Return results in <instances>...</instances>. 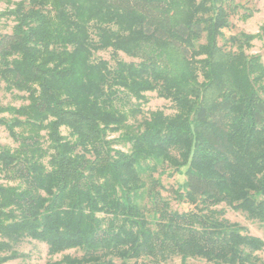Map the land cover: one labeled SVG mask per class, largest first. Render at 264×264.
Returning a JSON list of instances; mask_svg holds the SVG:
<instances>
[{
    "label": "trees",
    "instance_id": "trees-1",
    "mask_svg": "<svg viewBox=\"0 0 264 264\" xmlns=\"http://www.w3.org/2000/svg\"><path fill=\"white\" fill-rule=\"evenodd\" d=\"M239 10L252 15L234 0H19L0 14L14 23L0 83L22 101L0 105L14 144H0V264L24 240L61 255L44 264H264L263 240L221 207L264 226V64L245 52L258 33L225 35ZM153 92L172 115H144Z\"/></svg>",
    "mask_w": 264,
    "mask_h": 264
},
{
    "label": "rangeland",
    "instance_id": "rangeland-1",
    "mask_svg": "<svg viewBox=\"0 0 264 264\" xmlns=\"http://www.w3.org/2000/svg\"><path fill=\"white\" fill-rule=\"evenodd\" d=\"M19 0H0V14L7 9L13 8V3ZM235 3L248 8L252 12V15L247 19H243L241 15L244 13L243 10H239L237 14L230 19V28L225 31V35H237L241 32L246 34H257L258 38L251 42V48L247 49L245 52L247 55H258L261 57V62L264 64V31H261V27L264 25V0H234ZM13 21L6 17H0V36L10 34ZM120 58L129 61L130 58L126 57L124 54H119ZM96 59L110 60L109 51H101L95 54ZM16 93H8L3 89V84L0 83V105H15L18 106L22 103L19 99L14 96ZM147 103L142 106V111L145 116L148 113L157 109L162 110L166 115H172L174 110L170 105V102L158 98L156 93H146ZM63 134H66V130L62 129ZM0 144L14 146L12 140L9 138L7 132L4 128L0 127ZM176 181H181L180 177H168L164 175L162 177L163 186L167 189L175 186ZM165 196L170 200V205L173 209H182V206H178L173 200L171 193L165 192ZM226 210V217L232 221L240 224L247 229L250 235L259 237L264 242V226L257 222H252L246 219L244 214L241 212H236L231 210L225 205H221ZM19 256L14 260H11L5 264H44L48 260H59L61 255H56L54 257H49L47 253V247L45 244L24 240L16 248ZM64 254H75L74 251H66ZM169 264H180L179 259H174L169 262ZM189 264H207L203 261H193L190 260Z\"/></svg>",
    "mask_w": 264,
    "mask_h": 264
}]
</instances>
